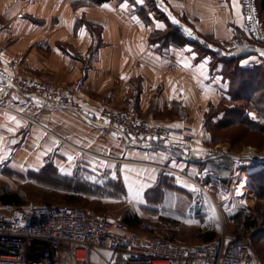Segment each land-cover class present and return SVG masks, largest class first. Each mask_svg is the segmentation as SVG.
<instances>
[{
    "label": "crops",
    "instance_id": "obj_1",
    "mask_svg": "<svg viewBox=\"0 0 264 264\" xmlns=\"http://www.w3.org/2000/svg\"><path fill=\"white\" fill-rule=\"evenodd\" d=\"M155 1L165 20L152 17L148 25L143 0L101 5L90 0H0V64H5L0 70V194L17 195L13 203L0 204L3 211L27 209L40 191L100 216L121 220L125 214H135L146 221L161 219L166 209L159 204L161 198L165 201L168 194L192 198L194 188L178 184L174 176L151 165L180 169L198 180L202 177L213 201L212 192L220 193L225 204L232 197L240 201L245 189H253L254 174L264 169V155H254V162L245 166L252 170L239 175L242 155L216 149L204 132V113L221 102L229 83L219 71H212L210 57L198 58L192 44L169 46L159 53L149 41L156 31L173 25L189 40L209 37L228 44L244 31L241 0ZM255 58L243 60L241 67L253 68ZM43 76L76 89L88 109L107 101L118 108L134 105L153 118L171 112L175 126L197 129L198 137L188 149L192 158L187 152L159 149L150 140L123 150L114 138H105L69 111L42 110L36 99L6 93L5 86L13 77L38 80ZM5 107L27 115L55 135ZM208 174L219 177V188L210 184ZM165 176L173 178L175 190H166L168 194L164 190L160 197L148 200V192ZM116 210H121L120 215L112 212ZM195 218L194 224L200 219ZM172 220L188 225L183 218L173 216ZM168 235L177 240V233ZM69 246L64 244V248ZM112 258L108 251L96 250L92 264H110Z\"/></svg>",
    "mask_w": 264,
    "mask_h": 264
},
{
    "label": "built area",
    "instance_id": "obj_2",
    "mask_svg": "<svg viewBox=\"0 0 264 264\" xmlns=\"http://www.w3.org/2000/svg\"><path fill=\"white\" fill-rule=\"evenodd\" d=\"M241 5L245 18L243 30L258 47L254 49L258 61L264 63V55H261L264 53V28L257 0H241ZM3 69L5 64H0V70ZM5 90L9 96L23 95L38 100L42 110L69 111L99 130L105 138H114L123 150L137 148L150 140L156 141L159 149L187 152L186 156L192 158L188 148L194 138L187 126L151 123L133 109H88L75 90L44 80L13 77L8 80ZM13 114L40 126L21 112L13 111ZM40 127L46 133L54 134ZM252 162L254 159L250 154L243 156L238 161L237 173L240 175ZM151 166L183 178L214 204L206 186L190 175L165 165ZM206 177L214 178L210 183L214 188L220 187L217 175ZM218 232L219 237L212 241L186 245L161 237L156 222L145 221L132 230L120 219L71 205H34L10 213L0 207V264H92L96 250L111 253L110 264H261L250 237L230 238L225 235L222 223ZM64 244L70 246L64 248Z\"/></svg>",
    "mask_w": 264,
    "mask_h": 264
},
{
    "label": "rangeland",
    "instance_id": "obj_3",
    "mask_svg": "<svg viewBox=\"0 0 264 264\" xmlns=\"http://www.w3.org/2000/svg\"><path fill=\"white\" fill-rule=\"evenodd\" d=\"M130 3L135 4V0H127ZM144 2V8H142L143 11V18L146 24H150L152 22V17L155 20H162L164 19V13L158 8L159 5L155 0H143ZM261 15V24L264 28V13L260 10ZM165 20V19H164ZM178 29V27H175L173 25H170L166 30L164 31H156L154 34H152L149 38V41L152 45L157 46V51L163 52L166 48L170 46V40L168 39V33L172 29ZM96 35H100V29H95ZM185 36V35H184ZM186 37V36H185ZM196 39V40H189L190 44L195 48L196 54L198 55V58H204V57H210L211 60V69L213 72L219 71L220 74L223 76L225 82L229 83V91L231 89H237L240 86L236 85L234 88H232L233 82H239L240 80H248V77H240L237 76L235 72V67L238 65L241 67V62L247 58H251L256 56L254 53V49L258 48L257 45L254 43V41L250 40L248 36L245 35V32H241L236 34L234 40L228 44L221 45L211 38H202ZM192 42V43H191ZM255 66L253 69H255V72L258 74V84L255 87L254 86V95L252 98H244V96H240L237 98H232L228 93H225L221 102L215 107H210L207 113H204V132L210 136L212 140V144L216 149L219 150H227L231 153L237 152L242 157L245 155H249L254 159L257 156L264 155V63H260L255 58V62L253 63ZM252 69V68H251ZM241 78V79H240ZM38 80H44L49 83H53L56 86H59L61 88L69 89L68 87H64L62 85L57 84L53 80H51L47 76H43L42 78ZM260 83V84H259ZM71 90V89H69ZM76 91L77 95H80V93L76 89H72ZM246 89L243 88V92ZM259 90V91H258ZM244 95L246 93L244 92ZM79 97V96H78ZM237 99V100H236ZM245 99V100H244ZM248 99V101H246ZM79 100L83 102L84 104H87L81 98L79 97ZM91 100H98V99H91ZM100 101V100H98ZM104 104L99 105L97 103H94L93 107L95 108H112L116 110H135L139 115H141L143 118L149 120L151 123L155 124H166L175 126L174 123L171 122V118L173 115L171 112H164L160 113L158 117H151L144 115L141 110L134 106V105H128L127 107H113L110 105L109 102L104 101L102 102ZM235 110L240 114L237 115V118L240 120H245L247 122L252 121L254 123H258V125L262 126V129L259 131H252L249 130L243 126L240 127H231L230 129H214V125L224 122L227 120H232L235 118ZM171 114V115H170ZM252 115H255V119H252ZM235 122V121H234ZM177 125V124H176ZM193 125V124H192ZM184 126V125H183ZM188 128L192 130L193 133V142L197 139V129L195 127H191L186 125ZM194 126V125H193ZM208 126V127H207ZM176 127H182V126H176ZM212 130V131H211ZM214 139V140H213ZM241 139V140H240ZM190 145V146H191ZM189 146V148H190ZM188 148V149H189ZM157 151V150H156ZM255 155V157H254ZM258 168V167H257ZM255 168V169H257ZM174 169V168H173ZM247 169V170H246ZM183 172L180 169H175ZM247 172L252 170V168H245ZM260 170V169H259ZM256 170L255 172L259 171ZM166 173V172H165ZM169 174V173H167ZM170 175L175 176L170 173ZM189 175V174H186ZM254 181L252 180V188H249L248 190L245 189L244 191V198L240 195V201L235 200L233 197L230 198V201H228L229 204H225L226 198L219 197L220 193L213 194L212 196L215 201L214 204L212 201H210L205 194L198 189L197 187L193 186L195 191H193L192 198L188 197H182L178 195H172L168 194L169 189L167 187H170L174 182L172 177H164L163 184L165 186V191L168 194V197L165 199L161 198L159 200V204L161 208L165 207L164 213L161 219H155V220H147L146 222H155L158 223L160 227V236L163 238H171L170 235H168L170 232L177 233V241L178 243L186 244V245H194L197 243H201L202 239L200 236L208 231H219L221 223L224 225L225 228V235L229 236L230 238H236V237H250L254 243L256 251H259L260 254L257 252L260 260L262 261L261 264H264V221L262 222L263 228L261 234L259 232L254 231H245L244 225H242L241 220L238 219L237 221H231L230 218L232 217V214L235 213H247L262 210L260 219H264V200L260 198V196L256 192V180L261 179L264 177V169L254 174ZM192 177L196 180L198 178L193 176ZM172 178V179H171ZM176 182L178 184L187 183L189 186V182L185 181L183 178L175 176ZM210 182H212L211 178H209ZM198 182L204 186L203 184V178L201 177ZM217 190V189H216ZM39 191V190H38ZM45 192H38L35 195V198L32 199L31 206H53V205H69L67 203H64L62 199H60L57 195L55 197L54 194L45 193ZM211 193V192H210ZM244 199V200H243ZM235 200V201H234ZM262 200V201H261ZM215 203L219 206L220 211L216 208ZM31 204V203H30ZM34 204V205H33ZM225 204V206H224ZM221 205H223V210H221ZM72 206V205H71ZM2 209V208H1ZM3 210V209H2ZM115 215H120L121 210L112 211ZM258 215V213H257ZM176 217L178 219L183 218L184 221H187L188 225L186 226H179L176 222L172 220V217ZM234 216V215H233ZM236 216V215H235ZM200 218L195 224L194 219ZM234 218V217H233ZM256 234L255 239L253 236ZM180 236V237H179ZM156 238L158 236H155ZM219 237V235H218ZM172 239V238H171ZM255 251V252H256Z\"/></svg>",
    "mask_w": 264,
    "mask_h": 264
},
{
    "label": "trees",
    "instance_id": "obj_4",
    "mask_svg": "<svg viewBox=\"0 0 264 264\" xmlns=\"http://www.w3.org/2000/svg\"><path fill=\"white\" fill-rule=\"evenodd\" d=\"M92 3L96 4V5H101L107 2H111V1H124V0H90ZM258 6L260 8V10L264 13V0H257ZM168 39L170 40V46H178V47H185L187 45L190 44V42L188 41V39L184 36V34L180 31V29H172L168 34ZM192 43V42H191ZM236 73V78L237 76H242L248 77V80H240L239 82H233L232 84V88H234L236 85L240 86L237 89H231L229 91V94L232 98H237L240 96H244V98H252V96L254 95V86L256 87L258 84V79H257V73L255 72V69H251V68H243L240 67L239 65L237 67H235V72ZM241 79V78H240ZM260 84V83H259ZM243 88H245L246 90L244 91L246 93V95H244L243 92ZM259 91V90H258ZM237 100V99H236ZM245 100V99H244ZM246 101H248V99H246ZM235 118L224 122H220L216 125H214V129L212 131V133L214 132L215 129H230L231 127H240L243 126L249 130L252 131H260L262 129V126L258 125V123H254L252 121H245V120H240L237 118V115H240L236 110H235ZM235 121V122H234ZM208 127V126H207ZM214 140V139H213ZM241 140V139H240ZM255 177V176H254ZM253 177V179H255ZM164 181V177H160L159 181L156 185V187L154 189H152L151 191L148 192L147 198L148 200L153 198V197H160L161 194L163 193V191L165 190V186L163 184ZM256 192L257 194L260 196V198L262 200H264V177H262L260 180L257 179L256 180ZM173 186L171 185L170 187H167V189L169 190H175V188H172ZM17 195L14 194H9V193H2L0 194V204H11L14 202V199H16ZM261 200V201H262ZM259 212L256 211H252V212H248L247 213H242L239 212L237 214H235L233 217V221H238V219L241 220L240 223H242V225H244V230L245 231H254V232H259V234H261L260 231H262L261 228H263L262 226V222L260 223V221H264V219H260V215H261V208L260 210H258ZM258 213V215H257ZM124 224L129 228V229H137L139 228V226L145 222L146 220L139 218L137 215L135 214H125L122 219H121ZM219 235V232L217 231H208L203 233L200 238L202 239V242H209L212 241L214 239H216ZM256 234L253 236V238L255 239ZM262 239H264L263 236ZM254 250L255 246H254ZM257 252L260 254L259 251H256V255L260 261V263L262 262L257 254ZM263 264V263H262Z\"/></svg>",
    "mask_w": 264,
    "mask_h": 264
},
{
    "label": "snow or ice",
    "instance_id": "obj_5",
    "mask_svg": "<svg viewBox=\"0 0 264 264\" xmlns=\"http://www.w3.org/2000/svg\"><path fill=\"white\" fill-rule=\"evenodd\" d=\"M137 2H141V0H137ZM104 7L107 8L108 5L106 4V5H104ZM124 7H127V5H124ZM170 18H171V17H170ZM172 22H173V23H178V21H176L174 18H172ZM157 27H158V28H159V27H163V25L157 24ZM185 31H188V30L186 29ZM189 34H191V33L189 32ZM81 35H82V36L84 35L83 30L81 31ZM261 55H264V53H261ZM184 66H185V67H188L187 63H185ZM255 118H256L255 115H252V119H255ZM13 119H14V118H13ZM69 159L71 160L72 158L69 157ZM62 171H63V170H62ZM69 174H70V173H69ZM141 187H143V185H142ZM193 191H195V189H193ZM132 192H133V189H132V186L130 185V186H129V193L131 194ZM239 194H240V193H237V195H239ZM135 196H136L137 199H139V197H140V192L137 191V192L135 193Z\"/></svg>",
    "mask_w": 264,
    "mask_h": 264
},
{
    "label": "bare ground",
    "instance_id": "obj_6",
    "mask_svg": "<svg viewBox=\"0 0 264 264\" xmlns=\"http://www.w3.org/2000/svg\"><path fill=\"white\" fill-rule=\"evenodd\" d=\"M216 208L220 211L219 206L215 203Z\"/></svg>",
    "mask_w": 264,
    "mask_h": 264
}]
</instances>
